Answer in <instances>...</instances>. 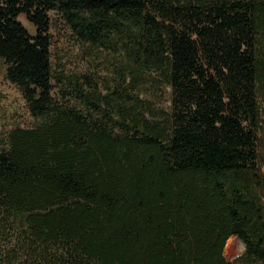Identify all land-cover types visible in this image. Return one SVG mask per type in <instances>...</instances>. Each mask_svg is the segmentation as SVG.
Listing matches in <instances>:
<instances>
[{
    "label": "trees",
    "instance_id": "1",
    "mask_svg": "<svg viewBox=\"0 0 264 264\" xmlns=\"http://www.w3.org/2000/svg\"><path fill=\"white\" fill-rule=\"evenodd\" d=\"M52 12L105 57L59 98ZM0 64L34 119L0 130V264H264V0H0Z\"/></svg>",
    "mask_w": 264,
    "mask_h": 264
},
{
    "label": "rangeland",
    "instance_id": "2",
    "mask_svg": "<svg viewBox=\"0 0 264 264\" xmlns=\"http://www.w3.org/2000/svg\"><path fill=\"white\" fill-rule=\"evenodd\" d=\"M51 40H52V66L54 94L59 98L58 91L64 87L71 76H83L85 74H105L104 55L90 49L79 42L65 19L57 12L50 13ZM19 20L35 35V26L21 16ZM34 119L31 116L23 94L7 78L5 68L0 64V130L10 129L14 126L31 127ZM245 249L241 240L232 237L226 246V257L233 261L239 257Z\"/></svg>",
    "mask_w": 264,
    "mask_h": 264
}]
</instances>
